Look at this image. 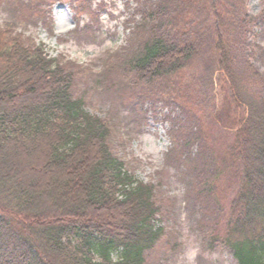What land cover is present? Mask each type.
Segmentation results:
<instances>
[{"label":"rangeland","instance_id":"obj_1","mask_svg":"<svg viewBox=\"0 0 264 264\" xmlns=\"http://www.w3.org/2000/svg\"><path fill=\"white\" fill-rule=\"evenodd\" d=\"M263 11L262 0H0V29L43 44L72 71V94L108 123L113 155L155 186L163 235L146 264H237L220 237L242 174L228 155L235 128L213 119L224 96L215 35L249 91L264 96ZM158 37L196 52L180 72L146 83L130 64Z\"/></svg>","mask_w":264,"mask_h":264},{"label":"trees","instance_id":"obj_2","mask_svg":"<svg viewBox=\"0 0 264 264\" xmlns=\"http://www.w3.org/2000/svg\"><path fill=\"white\" fill-rule=\"evenodd\" d=\"M215 47L224 96L213 119L235 128L228 155L242 174L220 237L238 264H264V96L249 91L220 30ZM195 52L153 38L131 68L151 83ZM73 82L43 44L0 29V264H146L163 235L155 186L124 170L108 123L73 96ZM226 155L216 159L218 176Z\"/></svg>","mask_w":264,"mask_h":264}]
</instances>
